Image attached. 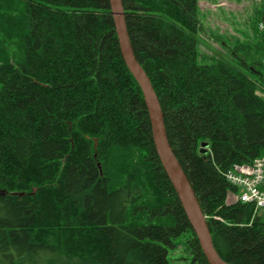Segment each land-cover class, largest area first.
<instances>
[{
  "label": "trees",
  "instance_id": "obj_1",
  "mask_svg": "<svg viewBox=\"0 0 264 264\" xmlns=\"http://www.w3.org/2000/svg\"><path fill=\"white\" fill-rule=\"evenodd\" d=\"M122 5L216 252L264 264V214L227 205L223 177L264 155V0L259 37L212 56L199 51L198 0ZM0 191V264H172L178 246L208 264L156 155L108 0H0Z\"/></svg>",
  "mask_w": 264,
  "mask_h": 264
},
{
  "label": "water",
  "instance_id": "obj_2",
  "mask_svg": "<svg viewBox=\"0 0 264 264\" xmlns=\"http://www.w3.org/2000/svg\"><path fill=\"white\" fill-rule=\"evenodd\" d=\"M108 7L122 60L142 93L148 114L152 141L160 165L178 198L207 263L230 264L221 259L216 252L205 216L199 207L185 172L168 142L163 112L158 97L147 74L137 61L130 43L122 0H108ZM93 142L94 148H96L97 140L94 139ZM202 146L206 147V144ZM0 194H4V191H0Z\"/></svg>",
  "mask_w": 264,
  "mask_h": 264
},
{
  "label": "rangeland",
  "instance_id": "obj_3",
  "mask_svg": "<svg viewBox=\"0 0 264 264\" xmlns=\"http://www.w3.org/2000/svg\"><path fill=\"white\" fill-rule=\"evenodd\" d=\"M261 1L198 0L200 53L212 56L215 51L222 52L219 44L221 42L230 41L231 44H236L238 40L244 43L259 37L261 31L257 25L259 19L257 11L261 9ZM204 62L209 63L211 60L206 58L201 61ZM168 257L172 264H190L185 260L186 256L181 246L175 250L169 249Z\"/></svg>",
  "mask_w": 264,
  "mask_h": 264
},
{
  "label": "built area",
  "instance_id": "obj_4",
  "mask_svg": "<svg viewBox=\"0 0 264 264\" xmlns=\"http://www.w3.org/2000/svg\"><path fill=\"white\" fill-rule=\"evenodd\" d=\"M260 29L264 30V22ZM258 94L264 99V88ZM223 177L231 187L225 199L227 205L238 202L251 204L253 218L264 214V156L254 159L249 164H233L223 173ZM215 218L222 221L218 217Z\"/></svg>",
  "mask_w": 264,
  "mask_h": 264
}]
</instances>
